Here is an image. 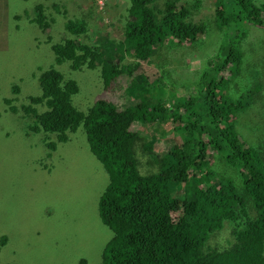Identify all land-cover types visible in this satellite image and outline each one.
Here are the masks:
<instances>
[{"label":"trees","instance_id":"16d2710c","mask_svg":"<svg viewBox=\"0 0 264 264\" xmlns=\"http://www.w3.org/2000/svg\"><path fill=\"white\" fill-rule=\"evenodd\" d=\"M130 1L131 19L115 48L123 53L121 58L125 50L146 58L171 42L170 46L182 44L198 62L208 49L203 64L186 71L188 76L172 78L168 86L173 94L167 97L142 96L122 108L101 98L83 111L74 103L80 84L66 76L71 70L97 69L108 87L120 72L132 68L117 66L104 30L94 29L95 39L97 32L107 37L103 43L80 39L93 18L84 12L65 22L72 35L52 44L51 66L37 68L38 87L22 104L25 116L32 117L27 129L55 133L58 141L66 142L68 131L84 127L91 152L108 174L98 207L113 235L101 264H264V139L250 144L237 128L242 112L264 90L260 71L253 79L238 77L245 64L243 26L264 28V2L214 0L215 22L236 32L234 39L225 38L212 48L203 45L210 39V24L194 20L202 0ZM35 11L31 20L48 29L52 22L43 5H36ZM66 61L68 68L58 69ZM167 119L171 127L162 141L167 139L170 147L164 153L158 152V142L138 143L141 135L131 129L133 123ZM257 121L264 124L262 114ZM46 139L51 150L57 147ZM139 144L151 168L146 172L141 171ZM210 148L221 155L222 169L208 165ZM227 166L232 170L229 176L223 170ZM222 238L229 244L221 245Z\"/></svg>","mask_w":264,"mask_h":264},{"label":"rangeland","instance_id":"374dc122","mask_svg":"<svg viewBox=\"0 0 264 264\" xmlns=\"http://www.w3.org/2000/svg\"><path fill=\"white\" fill-rule=\"evenodd\" d=\"M56 1L59 2L54 5ZM128 1L130 6L131 1ZM202 2L194 20H207L212 31L203 45L216 48L225 38L234 39V29L222 24L226 31L223 33L217 27L214 0ZM115 3L116 0H110L107 5L103 0L101 4L106 10L99 12L94 10V0H0V264L102 263L105 245L113 235L101 220L98 207L108 180L106 169L91 152L83 126L66 142L57 141V135L46 131H29L32 117L25 116L22 104L27 102V94L34 93L38 87L37 68L40 65L48 68L55 61L52 44L68 34L65 31L68 19L88 13L93 17L88 25L89 36L80 39L87 43L95 40L103 43L107 37H99V32L104 30L113 37L108 38L110 46L104 45L105 48L110 54V48H117L131 15L124 9L122 17L121 10L113 6ZM38 4L43 5L44 13L52 22L48 29L31 20ZM248 26H243L247 35L240 41L242 48L245 47V64L238 77L253 79L254 72L260 71L264 78V28L252 23ZM94 29L100 30L96 39ZM249 36L250 42L245 43ZM169 44L171 42L146 58L129 54L128 50L121 58L123 53L116 50L115 62L130 64L132 68L108 87L104 86L97 69L71 70L66 76L77 79L81 87L74 96V103L79 109L88 111L98 97H106L122 108L137 103L142 96L173 94L168 86L170 80L181 74L188 76L186 71H196L195 65L203 64L209 50L205 49L202 61L198 62L195 54H188L182 44ZM65 67L68 68L67 61L59 64L58 69L64 71ZM170 70L172 75H166ZM262 91L257 96L258 101L242 112L240 122L237 120L238 130L250 144L259 145V139H264V124L258 125L257 121L259 114L264 117ZM170 127L171 121L167 119L144 125L135 122L131 129L141 135L138 143L158 142V152L164 153L170 143L162 139ZM46 138L57 142V147L51 150ZM140 144L138 157L141 171L146 172L151 168ZM220 156L209 149L206 160L214 170L222 169ZM223 170L226 176L231 175L230 167ZM227 244L229 241L222 238L221 245Z\"/></svg>","mask_w":264,"mask_h":264},{"label":"clouds","instance_id":"9594fccd","mask_svg":"<svg viewBox=\"0 0 264 264\" xmlns=\"http://www.w3.org/2000/svg\"><path fill=\"white\" fill-rule=\"evenodd\" d=\"M95 1V5H96V7H95V9L94 10H98L99 12H103L104 10H106L104 7H103V5L101 4V2L103 1V0H94ZM106 2H107V5L109 4V1L110 0H105ZM123 1H125V0H116V3H115V5H113L115 8H117V9H120L121 10V12H122V17H123V15H124V9H126V10H128L129 11V1L127 0V1H125V5H122V4H124V2ZM90 7V6H89ZM85 15H88V13H86ZM216 24H217V27L220 29V30H223V33H225V30H224V27L221 25V24H219V23H217L216 22ZM249 25V24H248ZM248 28H249V26H248ZM125 30H126V26H125ZM65 31H66V34L68 33L69 34V36L70 35H72V33H69L68 32V30H66V28H65ZM87 31H88V27H87ZM248 31V30H247ZM73 32V31H72ZM68 34L66 35V36H68ZM106 34H107V32H106ZM108 35V34H107ZM125 35V34H124ZM66 36H64V37H66ZM83 36H89L88 35V33H86V34H84ZM63 37H61V39H62ZM108 38H110V39H113V37H111V36H109L108 35ZM124 38V37H123ZM61 39H59V40H57V41H60ZM173 39V38H172ZM82 40V39H81ZM114 40H117V39H114ZM118 40H120V41H122V39H118ZM82 41H84V40H82ZM96 41V40H95ZM94 41V42H95ZM85 42V41H84ZM93 42V43H94ZM250 42V37L248 38V40L247 41H245V43H249ZM93 43H88V44H93ZM242 46H243V44H241ZM111 49V51H113V50H115L116 51V49H114V48H110ZM119 65H121V63L120 62H117V66H119ZM88 68V67H87ZM91 69V68H90ZM123 73H119V75L116 77V79H118L119 77H120V75H122ZM102 79V78H101ZM115 79V80H116ZM102 82H103V80H102ZM103 84H104V82H103ZM108 99V100H110L109 98H106V97H98V99ZM111 101V100H110ZM240 122V121H239ZM79 129V128H78ZM77 129V130H78ZM76 130V131H77ZM76 131H68V134L70 135V137H71V134L72 133H74V132H76ZM52 134H55V133H52ZM56 135V134H55ZM58 141V140H57ZM57 145H58V143H57Z\"/></svg>","mask_w":264,"mask_h":264}]
</instances>
